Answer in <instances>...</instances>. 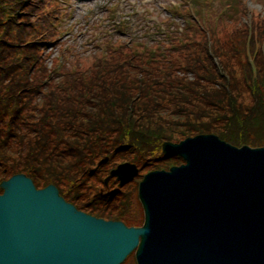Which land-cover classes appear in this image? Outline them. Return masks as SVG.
Instances as JSON below:
<instances>
[{
	"label": "trees",
	"instance_id": "1",
	"mask_svg": "<svg viewBox=\"0 0 264 264\" xmlns=\"http://www.w3.org/2000/svg\"><path fill=\"white\" fill-rule=\"evenodd\" d=\"M42 8L41 0H0V180L24 173L78 209L135 225L120 217L127 208L116 211L130 187L99 193L101 168H89L100 158L135 156L157 169L167 161L157 160L163 141L200 134L264 146V17L227 23L218 46L209 36L178 57L175 48L169 62L109 58L55 81L42 40L25 43L56 35Z\"/></svg>",
	"mask_w": 264,
	"mask_h": 264
},
{
	"label": "water",
	"instance_id": "2",
	"mask_svg": "<svg viewBox=\"0 0 264 264\" xmlns=\"http://www.w3.org/2000/svg\"><path fill=\"white\" fill-rule=\"evenodd\" d=\"M161 152L186 164L143 177L141 227L77 211L22 174L1 182L0 264H121L134 249L136 264H264V148L197 135ZM136 175L123 163L105 182Z\"/></svg>",
	"mask_w": 264,
	"mask_h": 264
},
{
	"label": "rangeland",
	"instance_id": "3",
	"mask_svg": "<svg viewBox=\"0 0 264 264\" xmlns=\"http://www.w3.org/2000/svg\"><path fill=\"white\" fill-rule=\"evenodd\" d=\"M63 5L67 6L69 9L66 11L71 14L68 18L63 20V26L70 28L67 34H64L60 41H64L63 44H66V54L67 59H65L61 53L59 54V47L57 45H51L48 47V50L51 49L48 57V62L50 60H60V62L67 69H72L74 67L73 62L76 60V56L81 54L82 57L90 63L91 59L88 57L94 52L97 51L94 48V42H90L91 30L95 29V31L100 32V39H104V28L101 25V21L104 20L105 17L109 16V13L106 12L112 11L114 15L123 16L126 20V25L134 32L135 28L137 30H143L145 32L149 30H144L142 26L152 25V23L158 22L157 19H162L170 14L167 13L166 7L179 5L183 2V0H61ZM230 1V0H189L186 5V9L183 10L182 14L188 16L186 20V25L188 30H200L201 26L207 24L211 21V19L216 15L215 9L221 8L222 2ZM244 2V0H240ZM112 2V3H111ZM247 2L251 5V0H247ZM225 3V2H224ZM252 13L258 14L260 17H264V5H260L258 2L252 5ZM118 10V12H116ZM180 11V10H179ZM131 12H135L131 18L129 14ZM149 18V19H145ZM171 19L178 21L180 25H182L181 18L178 16H171ZM225 19V17L223 18ZM245 21V20H242ZM225 22V21H224ZM99 24V25H98ZM98 25V26H96ZM72 28V29H71ZM186 29V28H185ZM184 29V30H185ZM131 38L136 35L133 33L129 34ZM200 37V36H198ZM115 38H111L114 40ZM99 41V40H98ZM112 45L114 47H118L120 45V41H112ZM47 50V51H48ZM49 65V63H48ZM110 158V156H109ZM123 156H116L110 159L111 167L114 168L116 164L122 161ZM135 162L139 166V178L147 171L151 170L150 167L152 164L147 165V161H138L134 158ZM172 163L178 164L179 162L175 159L167 160L162 164L161 168H167ZM108 163V162H107ZM108 171V170H107ZM104 168L101 169V174L107 172ZM139 179H136L130 183H128V187L130 189L126 192H122L117 197V203L122 201L125 209L121 217H133L136 222L135 225L141 224L143 220V214L140 207V204L137 199V183ZM89 191V190H87ZM133 197V199H132ZM122 208L116 209V211H120ZM123 264H134L133 256L131 255L127 261Z\"/></svg>",
	"mask_w": 264,
	"mask_h": 264
},
{
	"label": "bare ground",
	"instance_id": "4",
	"mask_svg": "<svg viewBox=\"0 0 264 264\" xmlns=\"http://www.w3.org/2000/svg\"><path fill=\"white\" fill-rule=\"evenodd\" d=\"M208 232H205V234H207ZM202 234V233H201Z\"/></svg>",
	"mask_w": 264,
	"mask_h": 264
}]
</instances>
